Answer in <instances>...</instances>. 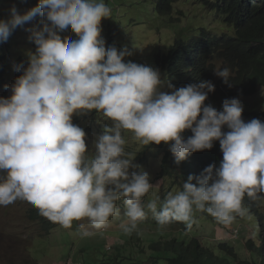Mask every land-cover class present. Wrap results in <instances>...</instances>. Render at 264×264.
Instances as JSON below:
<instances>
[{
	"label": "clouds",
	"instance_id": "obj_1",
	"mask_svg": "<svg viewBox=\"0 0 264 264\" xmlns=\"http://www.w3.org/2000/svg\"><path fill=\"white\" fill-rule=\"evenodd\" d=\"M8 1L0 0V52L11 63L0 62V264H38L39 241L55 246L51 264H89L68 245L75 237L115 250L116 263L100 264H263L264 81L251 83L219 55L189 74L197 53L188 46L237 38L227 2L189 0L199 8L192 21L211 13L231 34L181 23L152 67L126 59L133 53L117 47L115 31L103 35L112 0H38L24 13ZM148 1L177 28L181 0ZM21 31L34 50L11 62ZM155 228L169 231L155 237Z\"/></svg>",
	"mask_w": 264,
	"mask_h": 264
},
{
	"label": "rangeland",
	"instance_id": "obj_2",
	"mask_svg": "<svg viewBox=\"0 0 264 264\" xmlns=\"http://www.w3.org/2000/svg\"><path fill=\"white\" fill-rule=\"evenodd\" d=\"M7 2L9 1L7 0ZM13 2L18 10L21 13H24L26 10L35 6L38 3V0H15ZM118 3L123 4L124 6L122 12L118 7ZM112 5L115 10L114 17L112 20L105 19L106 22L103 25V35L105 36L106 40L115 31V34L118 36L117 47L119 48L122 46H127L133 53L131 57H128L126 59L132 60L133 58H135V61L137 63L147 64L152 67H154V65L152 64V62L150 63V59L154 54V51L157 49V47L164 46L172 42L178 30L179 24L181 23L182 26H185L187 28L191 27V23H197L200 26H205L208 29H212L214 35L216 36L225 34L222 32V30L224 29H229L231 31L230 34L233 31L232 27L229 26H225L223 28L221 26V23L224 22L221 19L215 18L211 13H206L205 16L200 20L192 21L191 18L195 17L193 16V14L198 13L199 8L194 6L189 0H181L177 1L176 3V9L172 19L173 22H178L176 23L178 24L177 28L168 26L166 17H161L153 14V12L150 10V3L148 0H112ZM5 8L6 7L3 6L0 8V10L2 11ZM8 10L9 9L5 11L6 16L9 15ZM32 23L34 22H31L30 24L33 25ZM131 23L134 24L132 25ZM117 24L122 27L130 25L132 26V28L129 29L128 33H125L123 32L122 28L116 29ZM28 36L29 33L27 35L26 31H21L19 33L18 44L11 48V62H13L14 59L20 58L21 56L26 59L27 52L29 50H34V45L28 41ZM15 62L20 63V60H15ZM11 73H13V71ZM164 90H168L166 85ZM261 94H264V89L261 90ZM227 98L231 97L227 96ZM212 105H214L218 109H221L222 106V104L219 105V103H212ZM151 231L153 236L159 237L160 235L167 234L169 229L155 228ZM221 232L222 230H219V233ZM207 235L208 237L212 236L211 234ZM222 236L230 237L231 235H229L227 232H223V234L219 236V238H222ZM78 239L79 241H77V237H75V239L68 242V245H70L71 243L75 244L77 252L84 250L83 252H79L75 255L76 260H82L85 254H88L86 256V259L89 264H100L99 260H97L96 258L104 259L105 256H113V261L109 262H117L116 260H114L117 259V257H115V250L113 252H108L104 247V242L102 240L97 239L95 245L92 247L91 245L87 246V244L89 243L88 238L78 237ZM105 242H107V240ZM236 246L238 247V250L241 252V254H244L245 251L242 241L236 242ZM45 247L46 243L39 241L37 242L36 247L32 250L34 258L38 261V264H51L52 260H54L55 254L53 253V251L55 246L50 248ZM13 249L16 257L20 259L18 262L24 261L23 256L24 253H26L25 247L16 245L13 247ZM141 264L161 263H155L154 259L147 258L142 261Z\"/></svg>",
	"mask_w": 264,
	"mask_h": 264
},
{
	"label": "trees",
	"instance_id": "obj_3",
	"mask_svg": "<svg viewBox=\"0 0 264 264\" xmlns=\"http://www.w3.org/2000/svg\"><path fill=\"white\" fill-rule=\"evenodd\" d=\"M225 1L227 2L225 13L228 14V20L237 27V38L228 40L199 39L195 46H188L190 53L193 51L197 53L196 65L189 74L200 76L205 60L211 55H219L231 62L232 65L239 66L251 83L258 79L264 81V0ZM181 39L179 38L176 43H179ZM179 47L178 53L173 52V57L181 61L184 44L181 42ZM3 50H5V46L0 52V62L3 67L8 69L11 67V63L7 60L8 53ZM6 71L1 68L0 74Z\"/></svg>",
	"mask_w": 264,
	"mask_h": 264
}]
</instances>
